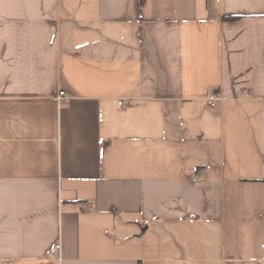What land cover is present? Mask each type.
<instances>
[{
  "label": "crops",
  "instance_id": "1",
  "mask_svg": "<svg viewBox=\"0 0 264 264\" xmlns=\"http://www.w3.org/2000/svg\"><path fill=\"white\" fill-rule=\"evenodd\" d=\"M0 258L264 264V0H0Z\"/></svg>",
  "mask_w": 264,
  "mask_h": 264
},
{
  "label": "built area",
  "instance_id": "2",
  "mask_svg": "<svg viewBox=\"0 0 264 264\" xmlns=\"http://www.w3.org/2000/svg\"><path fill=\"white\" fill-rule=\"evenodd\" d=\"M65 94V91H60L58 95V99H61V97ZM222 100V96L218 93H211L207 96L206 102L208 103L209 106L211 107H217L219 102ZM119 104L122 105L123 101H119ZM202 181L201 177L195 173L193 175V182L195 184H199ZM59 251H60V246L57 245L53 248V250L48 254L49 258H54V259H61L59 256ZM0 264H13V261L11 260H4L0 258Z\"/></svg>",
  "mask_w": 264,
  "mask_h": 264
}]
</instances>
